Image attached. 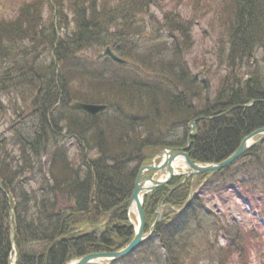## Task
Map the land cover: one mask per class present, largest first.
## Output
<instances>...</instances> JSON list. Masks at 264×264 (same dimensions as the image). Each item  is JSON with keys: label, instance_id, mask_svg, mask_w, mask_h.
<instances>
[{"label": "trees", "instance_id": "trees-1", "mask_svg": "<svg viewBox=\"0 0 264 264\" xmlns=\"http://www.w3.org/2000/svg\"><path fill=\"white\" fill-rule=\"evenodd\" d=\"M108 1L104 0V7L108 6ZM143 2L147 3L145 0ZM230 4L231 6L228 7L232 11L231 24L233 23L232 51L239 56L231 58L242 61V55L248 56L258 47L264 48V0H230ZM39 6L37 4L38 11H36L35 5L27 3L24 6L23 4L18 15L13 19L4 17V13L0 10V81L7 77L5 74L7 63H12V69L15 71L12 80L5 86L0 85V94L9 95L12 87L15 93L25 95L41 84L35 101H37L36 110L38 113L41 112L40 118H43L60 96L69 108H71L69 105L71 98H82L76 92L74 93L71 85L76 80H87L88 76L75 64L74 57L62 52L61 47L54 48L56 51L54 57L57 61L52 59L51 63H47L42 57L34 55V52L30 50L31 45H22V42L27 39L30 42H36V40L47 38V27L39 12ZM81 6H83L82 3L79 7ZM132 7L137 8L136 5ZM118 8V10L113 8L109 11L104 9L103 12L109 20H116L119 16L132 17L127 6ZM104 26L108 28L105 22ZM89 33L87 39L104 34L96 31H89ZM155 63L158 64V62ZM168 69L171 71L170 67ZM171 76L177 79L173 73ZM182 79V87L189 97L188 103L192 106L190 110L184 109L187 106L185 101L178 104H174L177 103L176 101L170 103L167 95L160 90L140 89L139 91L137 86L140 83L136 80L129 82L120 94L115 90L113 77L104 76L103 89L98 90L100 93L92 92L94 97L102 100L111 97L114 106L116 104L114 100L118 98V102L128 104L139 111H147L140 107V102L146 98L143 95L163 98L166 105L160 107L165 116L159 118L156 116L163 112L154 113L155 116L145 118L143 123H134L131 120L128 127L122 124L120 132L125 138L120 141L114 138L106 142L105 146L102 145V157L86 160L83 172L80 170L81 167L70 166L66 159L55 154L58 157H55L54 163L51 162L49 165L53 183L47 187L41 184L40 191L35 196L33 213H30L24 201H21L22 196L26 197V192L20 191L21 198L16 205L18 224L15 223L16 243L19 247L17 264H61L64 260L89 249L91 241L86 238L83 240L74 238L73 231L79 221L98 220L107 215H111L112 219L124 217L135 171L141 165L131 166L130 162L141 149L148 150L149 146L156 145L155 139L148 137V134L154 133L153 137L155 132L163 135L162 130L173 116L176 117L181 113L180 116L184 114L190 118L199 111H204L206 117L214 113L220 114L218 118L211 121L207 118L201 120V123L207 124V130L201 136L202 139H193L194 154L208 160H217L227 155L238 145L243 136L264 125V102L259 101L264 99V76L256 74L251 75L249 79L239 78V76L227 77L221 83L216 98L206 102L202 98L203 87L197 86L188 74H183ZM147 83L158 84L155 81H147ZM110 85L112 87L109 91ZM194 98L199 99L200 106L193 104ZM253 100H256V103L251 108L242 106ZM174 105L178 107L175 109ZM64 116L70 127H73L77 116L75 114ZM178 117L179 115L176 118ZM208 122H210L209 126ZM142 126L147 130L146 132L140 131L139 128ZM46 127L49 129V125ZM129 131L132 133L129 134ZM42 133V126L37 123L36 118H32L28 130L15 129L16 140L21 145L19 164L16 167L9 162L8 159L11 157L9 158L10 155L0 140V178L3 186L7 187L8 183L12 182L20 168H32L35 162L40 160L46 149ZM60 199L70 201L71 209L57 208V200ZM6 209L2 204L0 207V264L9 263L11 251V230L8 218L6 219ZM34 232H39L38 238L46 239L47 243L43 250L50 247L48 257L37 258L35 254L30 256L26 252V246L29 247L34 242L31 238ZM126 232L128 231L125 230L121 234L123 241L128 239ZM187 241L193 247V237L189 235ZM177 243L181 245L185 242L177 240ZM87 245L88 249H85Z\"/></svg>", "mask_w": 264, "mask_h": 264}, {"label": "rangeland", "instance_id": "rangeland-1", "mask_svg": "<svg viewBox=\"0 0 264 264\" xmlns=\"http://www.w3.org/2000/svg\"><path fill=\"white\" fill-rule=\"evenodd\" d=\"M15 1L16 0H0V9H3V10L6 9V11H10L11 6L15 3ZM187 1L189 2L188 4L183 2L180 5H176L175 3L170 2V0H156V2H154L151 5L150 11L144 15V17H147L144 19H146L145 21H147L149 27L154 29V27L157 23L153 24L150 21H148L150 19L149 17H151L152 14L155 17L160 18L163 16L164 10H177V11L182 12L183 14L189 15L192 0H187ZM193 34H194V39H195V45H194L193 52L189 55V59H190L191 63L194 65V69L196 68L194 71L197 70L196 72H199L200 68H204L205 72L208 73V76H213V78H212L213 79V82H212L213 88L211 91V94L213 96L215 94V90H216L218 83H220L219 81L222 78L221 74L224 73V70L218 69V67H217L218 63H216L214 61V57H216L215 51L217 50V48H215L216 47L215 46V38L217 37V34H216V31L213 29V27L210 24V18L207 17V18L201 20L199 22V24L194 27ZM219 66H220V64H219ZM206 67L209 70H207ZM243 71H245V70H242V72ZM241 74L242 73L239 72L238 75L240 76ZM262 75H264V72ZM246 79H249V78H246ZM143 96L146 98L144 100H142V102H140V107L147 110V111H144V112H148V114H144V115H147V117H148L147 119L151 118L153 113L163 112V110L161 108L166 105V104H164L165 101L162 100L163 98H155V97L149 96V95H143ZM169 102L171 103V101H169ZM178 103H182V102L178 101L177 103H174V104H178ZM160 106H162V107H160ZM174 106H175V109L178 107V105H174ZM153 109H154V111H153ZM178 110L180 111V109H178ZM178 115H180V113L177 114V116ZM163 116H165L164 112L161 113L160 115L156 116V117L164 118ZM176 117L173 116L172 120H174ZM31 122L32 121L29 120L28 123L30 124ZM29 124L25 125L26 130H28ZM139 129L141 132H144V130H143L144 126H142ZM88 135L90 138H92V136H93L91 133H89ZM94 147H95V145L90 147V155H92L94 153ZM259 151H260V148L258 149L257 152H259ZM261 151L264 154V148ZM250 165H251V167H249L248 169L250 171L254 170L253 163H251ZM80 170H81V172H83L81 168H80ZM20 173L22 174V176L17 175V178L13 179V180H15V181L21 180L22 184H24L26 186H31V187L36 186L38 177H35L30 172V170L26 171V172H20ZM8 176L11 177V175H8ZM9 187L10 186H8V188ZM34 201H35V199L32 198V199L27 201V204H30ZM58 202H59V205H62L63 207H65L67 204L70 203V201H68V200L65 201L62 199H60V201L57 200V205H58ZM227 207L235 208L236 210L238 209L241 212L243 211V213L240 214V219L242 220L241 223L246 228H248L249 226L252 225L251 221H253L254 218L249 216L248 210L246 209L245 206L242 205L241 201L235 200L233 206L228 205ZM224 211H225V208H224ZM262 240H263L262 248H264V238ZM38 243H40V241H38ZM157 243H158V241H157ZM258 253H257V251L253 250L252 264H258V256H257Z\"/></svg>", "mask_w": 264, "mask_h": 264}, {"label": "water", "instance_id": "water-1", "mask_svg": "<svg viewBox=\"0 0 264 264\" xmlns=\"http://www.w3.org/2000/svg\"><path fill=\"white\" fill-rule=\"evenodd\" d=\"M88 108V107H86ZM247 138L242 142L241 146L234 152V154L232 156H230L228 159H226L224 162L218 164V165H212V166H208V167H201V166H198V165H195L193 163H190V165L195 169V171H205V170H208V169H219L225 165H227L228 163L232 162L237 156H239L240 154H242L246 148H247ZM140 190V186H137L136 188V191L134 192V195H133V198H136L137 200V204H138V210H139V213H140V216H141V219L143 217L142 215V210H141V203L139 201V199L137 198V192ZM141 237H140V234L137 235V237H135V239L133 240V242L131 243L130 247H132L134 244L138 243L140 241ZM129 247V248H130Z\"/></svg>", "mask_w": 264, "mask_h": 264}]
</instances>
